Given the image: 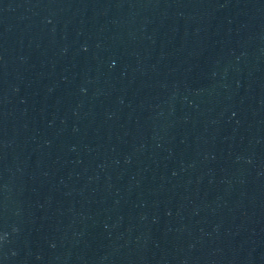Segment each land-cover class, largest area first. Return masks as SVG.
<instances>
[{"label":"water","instance_id":"1","mask_svg":"<svg viewBox=\"0 0 264 264\" xmlns=\"http://www.w3.org/2000/svg\"><path fill=\"white\" fill-rule=\"evenodd\" d=\"M133 0H0V33L44 19Z\"/></svg>","mask_w":264,"mask_h":264}]
</instances>
